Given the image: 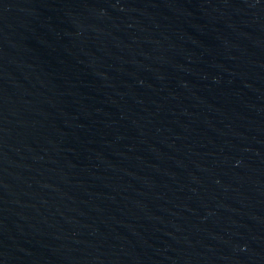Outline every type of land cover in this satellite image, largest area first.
<instances>
[{
    "label": "water",
    "instance_id": "obj_1",
    "mask_svg": "<svg viewBox=\"0 0 264 264\" xmlns=\"http://www.w3.org/2000/svg\"><path fill=\"white\" fill-rule=\"evenodd\" d=\"M0 264H264V0H0Z\"/></svg>",
    "mask_w": 264,
    "mask_h": 264
}]
</instances>
